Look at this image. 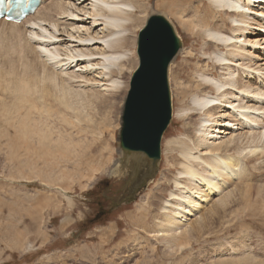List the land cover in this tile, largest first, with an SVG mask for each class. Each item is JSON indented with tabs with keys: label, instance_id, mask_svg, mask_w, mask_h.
<instances>
[{
	"label": "bare ground",
	"instance_id": "bare-ground-1",
	"mask_svg": "<svg viewBox=\"0 0 264 264\" xmlns=\"http://www.w3.org/2000/svg\"><path fill=\"white\" fill-rule=\"evenodd\" d=\"M40 1V5L47 2ZM193 2L196 3L195 0L162 2L170 7V13L185 32L197 41H203L200 54L205 57L203 71L201 70L198 76L200 83L197 81L195 86L197 91L191 95L186 108L176 112L174 116L178 121H191L194 116L197 119L193 125L190 122L183 123V136L167 143L170 153L167 158L171 159L172 165L177 166V171L170 182V200L163 202L158 217L154 219V224L158 227V230L153 231L156 236L170 237L180 244L183 240L185 244H182L181 248L192 240L194 234H199L215 221L207 223L205 227L201 224L220 216L219 211L216 212L213 207L205 218L199 214L197 220L195 217L201 205L195 201L199 200L200 196L205 202L209 197L219 196L222 187L226 185L225 180L230 183L249 180L256 175L252 171L264 176L260 171L264 168V163L256 165L258 160L264 161V0H204L197 5H193ZM53 5L56 10H51ZM166 5L162 6L167 7ZM142 6L140 0H49L45 8V18L40 17L42 5L33 17L25 21L30 29L28 36L41 41L37 44L39 47H34L33 52L36 56L41 53L43 60L38 58L37 64H34L37 66L32 77L34 86L27 81L13 89L12 85L4 86L6 91L12 89L9 94H13L12 100L15 102L14 108L11 104L7 108L4 105L2 116L0 115L4 118V123L9 124V121L14 120L12 125L10 124L11 129L16 130L13 143L11 137L6 136L11 146L22 139L21 144L27 148L28 145L23 139H28L26 143L29 144L37 137L35 146L29 144L28 149H35L37 154L46 156L51 142L50 135L57 134L56 140L62 141V133L68 132V129L78 132L79 124L84 123L81 120L93 122L90 112L94 110L98 112L101 109L105 113V120L109 115H113V111L114 115H117L119 103L127 89V76L133 68L131 33L142 23V18L139 17L142 14ZM219 19H222V22ZM226 22L229 23L230 30H221L227 28L224 25ZM220 23L223 25H218ZM0 25L14 28V34L18 31L15 29L17 25L2 21ZM46 27H51L59 35L51 33ZM63 36L67 37L66 40L58 39ZM44 40L50 44L45 46ZM19 41L27 47L26 40L20 37ZM17 44L19 46L20 43ZM50 46L53 48L49 49ZM37 47L40 51L38 54L35 51ZM26 50L30 53V49ZM193 50L194 47L190 46L188 52H183L187 56L184 61H189ZM209 62L216 66L209 69ZM216 69L225 73L221 80V76L216 77ZM241 75H244V81ZM253 81L260 85L259 88L256 85V88L252 87ZM87 86L98 90L96 94L108 93L111 99L105 103L102 95V98L86 95L83 88ZM24 108L29 109L28 114L29 111L36 113L37 116L34 113L30 116L34 120L29 118L28 114H23L24 112L20 114L21 111H26L22 110ZM50 120L53 122L50 123ZM52 123L55 127L53 129L50 126ZM5 129L7 132L0 134V139H3L5 134H10L8 128ZM19 147L21 146L17 148ZM28 149L23 152L21 148L22 151L19 152L26 156L33 155L28 154ZM174 151L179 152V157L172 156ZM239 159H242L244 165L238 162ZM17 165V172L25 167L23 162ZM247 165H250V168ZM45 170H49V165L44 161L38 174ZM21 172L19 173L22 176L24 173ZM261 188L264 186H242L244 193L239 199L249 198L251 190ZM263 192L259 191L256 195L259 197ZM230 194L224 197L228 198ZM194 195L197 197H193ZM225 200L220 196L213 206L220 204L221 207V202L224 203L227 201ZM40 206L42 208L43 204ZM250 216L253 217L252 220L264 219L256 214ZM191 217H194L195 221L190 225L187 218L192 219ZM245 259L239 263L249 264ZM219 263L223 264L219 261L216 264Z\"/></svg>",
	"mask_w": 264,
	"mask_h": 264
},
{
	"label": "rangeland",
	"instance_id": "rangeland-1",
	"mask_svg": "<svg viewBox=\"0 0 264 264\" xmlns=\"http://www.w3.org/2000/svg\"><path fill=\"white\" fill-rule=\"evenodd\" d=\"M140 1L143 5L142 14L139 15L142 18V23L131 33L133 68L127 76V89L119 103L117 115H114L113 111V115H109L105 120L103 118L105 113L101 109L98 112L94 110L90 112L93 122L81 120L84 123L79 124L78 132H73L71 128L68 129V132L62 133V136L66 137L61 138L62 141L56 140L57 134L50 135L51 145L49 143L46 156H42L41 153L37 154L35 149H28L29 144L35 146L37 137L29 144L26 143L29 141L28 139L27 141L25 138L23 139L24 143L28 145L27 148L21 144L22 139L17 140L11 146L10 143L16 136L14 133L16 130H12L10 127L14 120L7 124L2 121L4 118L1 117L4 105L6 108L11 105L14 108L13 94L12 92V95L9 94L13 88L26 81L34 86L32 77L36 73L37 67L34 64H37V60L41 59L42 55L40 53L36 56L33 49L36 46L39 47L37 44L41 41L28 36L30 29L27 28L26 22L29 18L20 24L22 26L25 24L23 27L26 30L20 25L15 28L20 31V34L17 33V30H14V32L17 31L15 34L12 33L14 28L9 27V29L7 26L0 25V63L2 62L0 64V134L3 135L7 132L5 127L10 131V134H5L3 139H0V264H216L218 261L223 264H229V262L230 264H242L239 261L245 258L249 264H264V219L252 220L253 217L250 216L256 214L258 217L264 218V192L259 197L256 195L259 191H264V188L251 190L249 198L239 199L244 193V190L241 189L242 186L246 187L247 184L251 187L264 186V176H260L256 171L251 170L256 175H253V178L249 180L243 179V181L231 182L232 184L225 180L226 185L222 187L219 196L209 197L206 202L200 196L201 199L195 201L201 205V211L198 210L196 219L199 214L205 218V215L213 207L216 212L219 211L220 216H215L214 219L201 224L205 227L207 223L215 221L210 227L207 226L208 229L194 234L192 240L190 239V242L183 245L182 248L181 245L185 244V241L182 240L180 244L170 237L159 238L153 232L158 230L154 219L158 217L160 207L164 201L170 200L168 196V191L172 189L170 182L177 171V166L172 165L171 159L167 158L170 156L167 143L183 136V123L190 122L193 125L197 119L194 116L191 121H178L174 116L176 112L186 108L191 95L197 91L195 86L197 81L199 82L200 72L203 71L205 57L200 54L203 41H197L182 29L177 19L170 13V7L162 4L166 0ZM195 1L196 3L193 2V5L204 2V0ZM48 2L49 0L46 2L47 5ZM190 4L192 5L191 2ZM44 5L40 10L42 18L47 15V10H45L47 5ZM52 9L56 10L57 8L53 5ZM152 15L166 17L173 25L182 43V50L172 62L168 73L172 117L161 139V159L158 173L147 188L142 190L139 196L127 206L126 210H121L98 224L92 219L93 212L90 211L96 199L92 196L88 197L87 194L101 179H109L111 176L110 170L117 159V135L120 130L123 103L129 89L131 74L138 65L135 53L137 34ZM219 20L222 22V19ZM224 25L227 28L221 30H230L228 22ZM45 29H49L56 36L59 35L51 27ZM16 35L26 40L27 47L23 46V42L19 41L20 37L17 38ZM66 38L63 36L58 39L66 40ZM27 40L30 42L28 43ZM44 41L45 46L50 44L47 40ZM17 43L21 45L18 46ZM190 46L194 47L193 54L190 58L188 57L189 61H184L187 56L183 52H188ZM38 47L35 49L37 54ZM48 48L52 49L53 47ZM26 49H30V53ZM209 63L212 64H209V69L216 66L214 63ZM224 74L223 70H218L216 77L221 76V80L224 78L222 77ZM241 76L243 80L244 75ZM251 83L253 88L260 86L254 81ZM6 85H12V89L6 91L4 87ZM90 88L89 86L83 88L86 95L100 98L103 96L105 103L111 99L108 93L99 92L100 94H96L98 90ZM183 95L184 98L186 97L185 99ZM89 98L93 99V97ZM22 110L27 112L21 111L20 114L23 112V114H28L29 109ZM29 113L31 114H28L29 118L33 116V113L37 116L35 112L29 111ZM51 122L53 121L50 120ZM50 126L52 129L55 128L53 123ZM6 136L11 137V142ZM63 141H65L64 144L67 143V147ZM18 146H21L19 148H22L23 152L24 149H28L29 153H27L33 155H23L19 152L22 150L17 148ZM54 146L55 148H53ZM6 149H8L7 152ZM172 156L179 157V152H172ZM44 161L48 162L49 170H45L46 173L38 174ZM262 161V159L258 160L256 165H263L264 161ZM22 162L25 167L22 168L23 170H19V172L23 171L22 174L24 173L21 176L17 172L18 167L16 168V166ZM238 162L244 165L242 159H239ZM247 166L250 168V165ZM260 171L264 173V168ZM226 194H230V196L225 198ZM220 196L221 199L224 198L227 201L221 202V207L220 204L213 206ZM40 203L43 204L42 208ZM225 206L227 207L224 208ZM191 218H187L190 225L195 221L194 217Z\"/></svg>",
	"mask_w": 264,
	"mask_h": 264
},
{
	"label": "water",
	"instance_id": "water-1",
	"mask_svg": "<svg viewBox=\"0 0 264 264\" xmlns=\"http://www.w3.org/2000/svg\"><path fill=\"white\" fill-rule=\"evenodd\" d=\"M182 43L169 20L150 16L138 31V65L131 74L117 135V159L110 177L145 190L158 173L161 139L172 117L169 68Z\"/></svg>",
	"mask_w": 264,
	"mask_h": 264
},
{
	"label": "flooded vegetation",
	"instance_id": "flooded-vegetation-1",
	"mask_svg": "<svg viewBox=\"0 0 264 264\" xmlns=\"http://www.w3.org/2000/svg\"><path fill=\"white\" fill-rule=\"evenodd\" d=\"M139 194L140 192H134V188L126 186V179L118 180L113 177L101 179L87 194L88 197L92 196L96 199L90 208L93 212L92 219L97 223L102 222L109 216L126 210Z\"/></svg>",
	"mask_w": 264,
	"mask_h": 264
}]
</instances>
